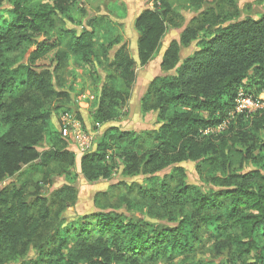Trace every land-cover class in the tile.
<instances>
[{
    "label": "trees",
    "instance_id": "16d2710c",
    "mask_svg": "<svg viewBox=\"0 0 264 264\" xmlns=\"http://www.w3.org/2000/svg\"><path fill=\"white\" fill-rule=\"evenodd\" d=\"M155 1L160 7L135 21L133 57L96 25L80 34L65 27L81 0L39 8L35 0H0V264H264V110L235 114L240 91H264V13L240 16L235 0H190L202 11L165 51L163 73L141 102L158 129L125 131L111 124L128 105L137 66H149L176 27L168 0ZM72 64L100 91L90 117L110 124L79 160L52 122L63 111L85 123L66 85ZM44 139L52 146L40 153ZM189 162L212 167L208 188L188 182L181 165ZM53 164L63 174L79 164L90 183L119 170L152 177L126 212L76 219L63 216L75 188L49 199L26 183L2 187L30 166Z\"/></svg>",
    "mask_w": 264,
    "mask_h": 264
},
{
    "label": "rangeland",
    "instance_id": "374dc122",
    "mask_svg": "<svg viewBox=\"0 0 264 264\" xmlns=\"http://www.w3.org/2000/svg\"><path fill=\"white\" fill-rule=\"evenodd\" d=\"M58 0H35L32 6L53 7ZM172 10L174 11V19L176 27L169 29L166 37L162 42L159 52L155 55L154 60L147 67L137 66V81L134 89L131 92L128 105L120 111V116L117 121L111 125L119 127L125 131L144 132L154 131L158 129L156 125V117L152 112L145 113L141 109V102L144 98L146 90L150 82L157 76L163 73L161 64L165 51L169 48L174 40H178L183 29L190 26L191 19L199 16L202 10L194 8L195 5L190 0H168ZM237 14L240 16H259L264 13V0H235ZM81 7L71 14V20L66 22L65 27L75 30L78 34L85 30H91L92 27H97L99 35L106 33L110 34L111 39L121 38V45H125L130 54L136 57V45L139 38L138 32L135 29V21L138 16L147 9H154L155 5L160 7V4L155 0H81ZM4 8H9L5 6ZM104 26L105 31L100 30ZM35 49H31L30 52ZM194 50V47L185 49L183 56H187ZM29 52V53H30ZM29 55H27L28 57ZM70 76L65 79L66 85L72 88L74 99L85 115V123L82 124V129L88 134L95 136L97 143L101 135L105 132L109 125H103L94 122L90 117L92 110L100 97V91L96 90L92 85L90 77L82 72V70L70 66ZM264 100V91L259 95ZM64 112L60 111L53 115V125L58 135L61 133V122ZM221 128L212 130L209 133H220ZM60 138L68 151L75 153L77 159L82 155L76 153V148L71 141L63 137ZM52 140L44 139L40 143L38 150L40 153L50 149ZM66 166V165H65ZM53 164L50 170H36L34 166L28 167L19 178L7 180L2 187L14 185L21 187L28 185V191L33 195L47 196L49 199L56 191L64 187L75 188L77 194L74 198L70 196V204L67 206L64 217L68 219H76L84 215H90L98 211L108 212H126L128 206L133 204L137 196L139 187H148L151 182L149 178L152 176H138L127 178L122 175L121 170L115 171L109 180L98 181L95 183L87 182L80 174L79 164L71 168L67 174H63L62 170ZM187 173L188 182L196 185L198 188L206 189L213 182L212 167L208 163H185L181 165ZM29 171V172H28ZM171 173V169H167L157 176H165ZM218 175V174H217ZM29 180V181H26ZM136 188L131 194H128V187ZM38 187H44L39 188ZM59 208H56L58 210Z\"/></svg>",
    "mask_w": 264,
    "mask_h": 264
},
{
    "label": "built area",
    "instance_id": "2783aa9c",
    "mask_svg": "<svg viewBox=\"0 0 264 264\" xmlns=\"http://www.w3.org/2000/svg\"><path fill=\"white\" fill-rule=\"evenodd\" d=\"M235 104V114L250 115L264 110L263 99L248 95L244 91H240ZM226 127L227 125L224 124L220 128L221 130H225ZM61 133L63 137H66V139L70 140L74 144L78 155H84L93 149L95 136L84 132L81 124L70 115L63 116Z\"/></svg>",
    "mask_w": 264,
    "mask_h": 264
}]
</instances>
